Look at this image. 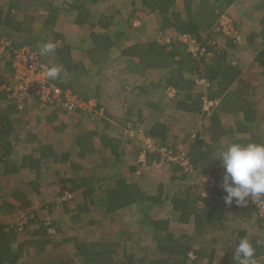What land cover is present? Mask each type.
Segmentation results:
<instances>
[{"label":"trees","instance_id":"obj_1","mask_svg":"<svg viewBox=\"0 0 264 264\" xmlns=\"http://www.w3.org/2000/svg\"><path fill=\"white\" fill-rule=\"evenodd\" d=\"M98 1L90 0L92 4ZM234 1L137 0L136 2L131 1L132 9L125 16L120 10L110 9L111 12L109 13L99 12L95 19H91V9L81 0H74L67 8L68 12L75 16V24L80 28L87 24L91 28L87 34H83L80 38L84 53L89 54L100 51L107 54L114 50L121 57L133 60L140 73H143L147 68L164 69L166 73L160 78L162 82H158V84L160 83L164 88L173 86L177 89L176 96L173 99L174 107L177 109L191 113L204 112L202 109V94L196 93L193 89V75L205 79L208 83V89L210 88L212 91L208 95L209 99L213 100L215 97L224 95V97H221V106L217 107V110L215 109L210 116V124L196 131L193 135L192 143L185 155L190 167L193 169L199 168L203 175L216 180L219 178L220 170L223 171L220 162L215 160L219 150L226 149L227 146L233 143L241 145L249 143L264 144V128L259 127L260 112L256 103L248 99L252 84L240 75L241 68L233 65L227 59V48L234 46L235 41L226 37L228 39L226 46L220 47L216 39L215 26L217 18L222 10L229 8ZM30 6H33L32 10H30ZM59 7L53 3V0H0V26L3 27V30L9 28L27 32V41L25 42L33 49H40L45 42L54 43L55 66L60 67L61 74L63 71L71 73L78 80L88 69L84 67L81 61L74 60L70 40L66 39L63 31L57 27V21L60 18H58L60 15ZM37 9L46 10L43 23L45 30L48 31V37H44V39L41 38L40 33L32 31L29 26L33 19L31 13ZM19 13L23 16L21 20L16 17ZM145 19L152 20L150 25L159 31L171 30L177 35L190 34L199 49H203V54L198 57L195 56L187 45L178 40L177 37L168 42L157 40L129 42V36L135 29L134 22L136 20L144 22ZM25 25H28V27H25ZM258 29L257 33L252 32L250 34L248 40L252 43L253 40H257L255 36H258L263 42L260 47L259 43L256 42L255 44L254 42L252 50L254 51L255 62L262 68L259 74L264 76V17L259 21ZM0 35H2V32H0ZM25 42L14 41L17 46L27 45ZM186 73H189V75H186ZM61 74L54 81L63 87L73 88L71 82L74 80L66 83L60 78ZM77 80L74 81L76 84ZM1 84L2 82H0ZM98 91L92 95L81 94L85 97H93L96 100L100 94ZM96 103L97 108H102V114L105 115L106 110L103 103L100 100ZM9 110L24 111L19 110L15 103L7 100L4 94H0L1 113ZM223 111L241 115L235 116L233 126L231 124L223 125L219 120V113ZM102 114L93 119L88 118L91 121H98L103 118ZM0 124V139H2V137L7 136L9 131L7 128L10 127L12 122L8 120L6 114H3ZM60 129L64 133L75 137V143L78 146L77 154L79 158L86 160L87 154L94 149L91 142L93 131L88 132L87 130L84 134H77L75 126L70 128L67 123H61ZM144 135L175 151V139L168 132L166 121H152L145 129ZM101 143L107 149L110 147V152L117 157L118 145L111 143V141H105L104 138ZM38 152L40 154L38 157L22 155L21 164L18 167L12 166V168L18 170L24 167L35 170L37 173L41 159L56 158L57 153L49 145L41 146L38 148ZM62 155L66 159L69 154ZM133 170L134 168L131 169V171ZM101 181L102 179L95 177L55 178L53 185L57 184L59 186L58 191H60L55 197L64 196L65 193L71 192L73 188H66L62 183L72 182V184L76 183V186H83V201L77 206L78 214L90 211L91 206L94 204L101 206L102 217L112 215L120 209L131 206H149L144 211L143 219H145L152 232L151 238L156 242L158 252L163 256L149 258L145 256L140 259L144 262L147 260L143 264H188L190 262L194 264H213L217 246L223 248L226 264H237L234 250L240 239L244 237L249 239L256 250L257 264H264V245L260 243L258 233L252 232L255 228L264 229V217L259 214L255 204L248 198H246L249 200L247 205H237L235 200L231 205H227L224 198L219 197L218 191L215 189L208 190L202 179L188 185L179 184L181 189H175L172 193L160 182L156 185L154 194L142 189L137 183L129 182L124 177H118L102 186V188L100 187ZM98 188L101 189L98 190ZM203 193H206V195ZM166 202L170 204L171 211L177 215L179 222L192 224L193 234H175L168 229L169 218H155L153 215L154 206L159 207ZM241 208V217L245 218L248 223L250 222L248 225L234 220ZM34 218L35 216L32 220ZM40 223L41 230L39 228L31 232L29 237L32 240L29 241L33 242V238L41 236L40 239L35 241H39L40 244L44 242L45 244L51 243L52 238L50 237L52 234L50 229L53 228L54 223L52 224L49 221L46 223L44 220ZM89 224L98 227L95 220H90ZM14 227V225H0V264L5 262L14 263L21 254L23 245L13 248L11 244V235L15 236V232L13 233ZM213 232L218 233L210 236L214 234ZM119 233L125 235L123 232ZM110 234H104L103 237L93 241H79L72 238L74 240V251L70 255L67 253L68 251H62L64 254L63 262L67 264L74 256H79L85 264H133L135 253L129 251L128 244H124L123 241L129 240V237L126 236L122 239V237ZM69 239L72 240L67 237L61 243H65ZM45 244L40 246L44 247ZM210 245L212 248L207 251ZM191 254H193V257L190 256ZM51 258L53 259L54 256Z\"/></svg>","mask_w":264,"mask_h":264},{"label":"rangeland","instance_id":"obj_2","mask_svg":"<svg viewBox=\"0 0 264 264\" xmlns=\"http://www.w3.org/2000/svg\"><path fill=\"white\" fill-rule=\"evenodd\" d=\"M62 1L64 0H57L59 5L63 6V4L60 3ZM88 1L89 2L86 6H90V9L92 8L91 17L92 19H95L99 12L103 11L105 13H109L112 9L120 10L123 16H125V14L129 13V10L132 9L131 1L136 2L137 0H99L95 4H90V0ZM243 1V7H245V16L247 14L250 15L251 13L252 15H254L255 12L252 11L249 7H252V4L255 2V0ZM222 15H226L228 17L229 21L231 22V27L233 28V30H236L235 33H233L234 35H231L229 37L230 39H234L235 45L227 48V59L229 62L233 63V65L241 67V70L245 75L244 77H246L247 79L249 78L254 82L256 88L252 91L251 101L256 103L257 109L260 112L259 125L260 127L264 128V76H260L259 71H261L262 68H260L255 62V59H253L254 53L249 47L250 44H248L245 40L246 31L252 29L256 25L257 21L253 17L246 18L244 16V18L243 14H240L239 12L237 17L234 16L233 7L223 9L221 14L217 18L215 26V31L217 32L216 39L220 47H223V45L226 46L228 42V39L221 34L219 28V21ZM151 21L152 20L150 19H145L144 22L136 20L134 22L135 29L131 32L128 41L141 42L147 40H157L161 42H168L178 36L171 30L159 31L153 28V26L150 25V23H152ZM35 25L36 27H39L41 25V20L39 18L36 20ZM75 29L77 34L80 33V35H83L85 33L87 34L89 32L88 26H84L82 28L76 26ZM2 31L3 27L0 26V32ZM258 43L260 44L259 47L263 44L261 40ZM193 50H195L194 54L197 57L203 54V49H199L198 46L197 48H193ZM44 58L47 61L49 60L47 56H44ZM100 58L102 59L99 60V62L95 63V65L93 64L91 68L88 69L85 74H83L82 79L80 77L81 84H76L74 81H76L77 79H75V77H73L71 73H65L64 71L62 72V74L60 73V78L66 83L74 80L73 82H71V86L75 89H79V91L84 94L92 95L94 94V92L99 90V100L105 104V110H108L115 117L114 125L116 129L112 127L113 129H115L112 132H117L118 134H120V136H122L123 140L128 141V152L127 155H125L124 159L129 163L134 162L136 168L134 174L137 178L140 179L144 187L152 189L161 182L164 184L165 188L172 193L175 189H181V187L179 186V184L181 185V183H192L196 182L199 179H202L203 177H206L207 175H203L202 172H200L199 168L193 169L189 166L188 163H186L188 161L185 155L187 152L186 147L189 141L192 139L193 135L196 133V131L203 129V125H205L208 121L206 122V119L201 117V112L194 114L191 112L187 113L186 111L185 113L176 111L177 109L174 107L173 103L174 97L170 98L165 92L166 88L160 85V83L158 84V82H162L160 81V78L165 75L166 71L159 68H147L143 73H140L133 60L125 59L119 56L118 52L114 50L108 52L107 54L103 53L102 57ZM186 75H189V73H186ZM195 77L196 76L193 75L192 79H196ZM97 85H99V87H97ZM139 85H144L148 93L144 94V91L136 89V87H139ZM208 87L209 85L207 83H196L194 80V91L198 94H202L203 111H207L206 109H209L210 111L212 107L210 102L216 100L208 98V95L212 92L210 88L208 89ZM129 93H133V95H128ZM123 94H126L127 96L124 97ZM148 95H154L152 97V100L155 102H157V100L161 98V103L165 104V106L163 105L159 108L157 107L158 112H163L164 108L170 109L171 111V114L167 113V115H170L167 117L170 122L169 131H171V133L178 137V140L175 142V151H173L172 148L164 147L160 144L159 141L155 142L154 140L147 138L144 135V127L147 126V118L144 115L140 117V119L142 118L140 121H136L137 116H134L135 112H132L133 117H131V121H134V124L131 125V123H128L127 127H124V130H121V126H119L124 124L123 119L125 118L126 111L129 109V107H131V105H135V109H137L136 105H138L141 108L143 107L142 111H148V109L150 108L149 103L147 104L146 102L148 101L147 98H149L147 97ZM154 97L159 99L154 100ZM96 101L98 100L96 99ZM217 104H219V100L215 101L213 106ZM30 109L39 110L35 106H32ZM159 115L162 116L163 120L166 117L165 114L162 115V113ZM222 120L225 121L226 118H223ZM179 167L182 168L180 169ZM127 175H129L128 177L132 179V177H130V174ZM173 178H175V180ZM109 181L110 179L101 181L100 187L102 188V186L108 184ZM215 190L218 192L220 191L217 188H215ZM219 197H222L220 192ZM46 198L56 203L57 205H60V209L62 208V205H64L60 202L70 200V198H67L66 196L59 197L60 199L57 200L48 195L46 196ZM34 201L35 202L32 203V207L26 210H21L15 215H7V217L6 214H3L0 216V224L11 223V225L15 226V229L13 231V233L15 232L14 237L19 241L21 239H26L27 237H29L30 232H32L34 228L39 229L41 227V224L39 222L40 220H44V222L46 223H48V221L52 223L51 218L53 219V221L55 220L51 213L46 208H44V203L46 202L42 201V203H38L39 197L35 198ZM148 207L149 206L144 207V205L132 206L126 211H122L119 214L113 216V218H103L101 211L95 209L90 214H83V216H81L79 219H75L74 217L69 218V223L63 226L54 224L53 228L50 229V233L52 234L50 238H52V241H54L53 239H57L58 235H75L79 239H96L99 237H103L104 234L111 233L110 235L122 237V239H124L125 235H120L119 232L126 230L129 231L132 237V240L130 241L123 240L124 244H128L127 247L129 251H134V248L137 249L139 247V250H137L136 252L134 251L135 257L133 264H143L147 260L144 262L140 259L144 258L145 256L146 258L163 256L160 254V252H158L159 250L157 248L156 242L151 238L152 232H150L145 219H143L144 211H146ZM154 207L155 208L153 215L155 217H169L170 221L176 220V215L172 213L171 206L167 202L159 207ZM35 211H38L36 213L37 217L33 219L34 222H31L30 220H32L33 216H35ZM241 212L242 208L239 209V211L237 212V216L234 217V220L239 223H246L247 225L250 224V222L248 223L245 218L241 217ZM65 217L66 218L64 221L68 219L69 215H66ZM89 217L97 221V223H99V226L95 227L93 225L92 228L88 230L86 226ZM253 226H255V224H253ZM171 229L178 235L182 233H189L188 231H192L190 224L179 225L175 224L174 222L171 225ZM255 229L251 230L253 233H258L259 241L262 245H264V229ZM39 230H41V228ZM217 233L218 232H215L210 236L216 235ZM47 237L49 236L47 235ZM134 238H136L135 241H133ZM51 246L52 245H49L48 247ZM211 248L212 247L210 245L207 248V251H209ZM220 250L222 251V248H220ZM216 257L218 258L219 256L217 255ZM222 257L224 260L226 259L225 254H222L220 258L222 259ZM224 260H216L215 262L213 260V264H226V260L225 262ZM188 264L194 263L190 262Z\"/></svg>","mask_w":264,"mask_h":264},{"label":"crops","instance_id":"obj_3","mask_svg":"<svg viewBox=\"0 0 264 264\" xmlns=\"http://www.w3.org/2000/svg\"><path fill=\"white\" fill-rule=\"evenodd\" d=\"M73 1L74 0H64L60 2L63 4L64 6L63 7L62 5H59L57 0H53V3H55V5L60 6L59 7L60 15L58 16V18L59 17L60 18L57 21V27H59L63 31L65 38L70 40V44L72 45L71 53H72L74 60L81 61L86 69H90L93 64L95 65V63L99 62V60L102 59L100 57H102L103 53L100 51L92 52L89 54L84 53L82 46H81V42H80V38L82 35H80V33L77 34V32L75 31L76 30L75 27L76 26L78 27V25L74 23L75 16L74 14L72 15L71 13H69L67 10V8H69V5H71ZM81 1L84 2L86 5L89 2L87 0H81ZM243 3H244L243 0H235L230 5V8L233 7L234 16L237 17L238 12L240 14L242 13L243 17L245 16V11H244L245 7H243L244 5ZM90 4L92 3L90 2ZM249 8L255 13L254 15H252V13L250 15L247 14L245 17L246 18L253 17L257 21V23L252 29H249V30L247 29L248 31H246L245 40L248 44H250L249 47L251 48V51L254 53V51L252 50L254 46V42L256 44V42L260 39L258 36H255V39L257 40H253V42L251 43L249 42L248 38L252 32L257 33L259 31L258 29L259 21L264 17V0H255V2L252 4V7H249ZM32 9H33V6L32 7L30 6V10ZM91 11H92V8L90 12ZM45 13H46V10H43V9L33 10L31 13L33 15V19L29 25L32 31H35L38 34L39 33L41 34L42 39H44V37H48L47 35L48 31L47 29L45 30L44 23H43L44 18H45L44 16ZM16 17L19 20L23 18L21 13H19ZM38 18L41 20V25L39 27H36L35 22ZM84 26H88V25L85 24ZM25 27H28V25H25ZM88 29L89 31L91 30L89 26H88ZM2 35L10 37L15 42L16 41L17 42L27 41V32L25 31L22 32V31L11 30L9 28H4V30L2 31ZM25 43L27 44V42ZM27 46L29 45L27 44ZM46 56L49 59L48 61L50 63V66L51 67L55 66V62H56L55 52L53 54H49ZM253 59H254V55H253ZM11 71L12 69H11L10 62L7 60L5 61L0 60V80H1L0 82H2V84L7 83L10 80ZM240 75L244 79L246 78L244 77L245 75L242 72V70L240 72ZM82 78H83V75L81 76V79ZM246 80H248L252 84L251 91L248 96V99L251 100L252 91L256 87L252 80H250L249 78L248 79L246 78ZM77 81H79L77 82V84H81L80 78ZM97 87H99V85H97ZM72 89H74V91H76L79 94L82 93L79 91V89H75V88H72ZM136 89H139L140 91H144L143 92L144 94L148 93L144 85L142 86L139 85V87L137 86ZM131 94L133 95V93H129L128 95H131ZM126 96L127 95L125 94L124 97ZM153 96L148 95L147 97L149 98L146 97L148 100L146 102L149 103V106H150L148 111H144V110L142 111L143 107L141 108L138 105H136L137 109H135V105H131V107H129V109L126 111L125 118L123 117L124 126L123 125H119V126H121V130H124V127L126 128L128 123H131V125H133L134 122H131L132 120L131 117H133L132 112H135L134 116H137L136 121H140L142 119V118L140 119L142 115H144L147 118L146 119L147 126L144 127V131H145V129H147V127L151 124L152 121L163 120L162 116L159 115L162 113V115L165 114L166 116L163 121H166L168 123V132L174 136V139L176 142L178 140V137L175 136L173 133H171V131H169L170 122L167 116H170V115L169 114L167 115V113L171 114V111L170 109L164 108L163 112H158L157 107L159 108L163 105L165 106V104L161 103L162 102L160 100L161 98L159 99V98L154 97L155 98L154 100H157V99L159 100H157V102L153 101L152 100ZM221 97H224V95L220 97H215L216 100L213 99L215 101L219 100V104L215 106L212 105L210 111L209 109H206L207 111H204L201 113V117L205 118L206 122L208 121L205 124L206 126L210 124V116L212 112L215 109L217 110V107L221 106V103H220L222 100ZM97 99L99 100V98ZM154 108L156 109L154 110ZM176 111H181L185 113V111L179 110V109H177ZM187 113H190V112H187ZM3 114H6L8 120H10L12 124L10 125V127L7 128V130H9L7 132L8 133L7 136H4V138L2 137V139H0V216L3 214H6V216L15 215L17 212H20L21 210H26L32 207L33 206L32 203L35 202L34 199L37 197H39L38 203H42V201L46 202L44 203V208H46L51 213L53 218L55 219L53 221V219L51 218L52 224L55 222L54 223L55 225L63 226L69 223L68 221L69 218L74 217L75 219H79L81 216H83V214H90L95 209H98L99 211L102 212L101 206L94 204L93 206H91L90 211L78 214L79 210L77 209V206L81 201H83V198H82L83 197L82 195L83 186H76V183L72 184V182L62 183L66 186V188H71V187L73 188V190L69 192V193H72L73 197L70 198V200L68 201L60 202L61 204L62 203L64 204L62 205V208L60 209V205H57L56 203L46 198L47 195L55 198V200L60 199L59 197H62V196L55 197L58 193H60V191H58L59 186L57 184L53 185V180L55 178L76 179V178H82V177H95V178L102 179V181H104L105 179H110L109 182H112L114 179L118 177H124L129 182L137 183L142 189L148 190L150 191V193L154 194V191L156 190V188L148 189L144 187L140 179L135 176L134 171L136 168H135L134 162L129 163L128 161L124 159L125 155H127V152H128L127 151L128 141L123 140L122 136H120V134H118L117 132H112L116 129L114 125L115 117L108 110H106L105 115L104 113L102 114L103 118L99 119L98 121L89 120V118L81 112L69 115V114H65L57 110L55 111L54 110H37V109L28 108L21 112H15V111L9 110V111H5V113L3 112L1 113L0 111V122L2 120ZM237 115H241V114H235L232 112L225 113L223 111L219 113V120L221 123H223V125H229V124L232 125L233 123H235L234 120H235V116ZM128 118H130V120L127 121ZM223 118H226V120L223 121L222 120ZM61 123L69 124L70 128H73L75 126V129H76L75 131L77 134L78 133L84 134L87 130L88 132L93 131L94 134L91 136V142L95 150L93 149L91 153L87 154L86 160L79 158L77 154L78 146L75 143V137L71 134L68 135L64 133L60 129ZM1 124H0V130H1ZM205 125H203L204 127L203 126L202 127L205 128L206 127ZM112 127H114L115 129H113ZM103 138L105 141H111V143L118 145L119 149H118L117 157L115 156V154L110 152V147L107 149V147H105L104 144L101 143ZM191 143H192V139L189 141L186 147V150L188 149ZM43 145L52 146L54 151H57L55 155L56 158L51 157V158L41 159V161L39 162V170L37 173L35 172V170L24 168V167L19 168L18 170L15 168H12V166L18 167L21 164L22 155H33L35 157H38L40 155L38 152V148H40ZM174 146L176 147V143L174 144ZM62 154H69L68 158L66 159L63 158L64 156ZM132 168H134L133 171H131ZM127 174H130V177H132V179L129 178L128 177L129 175ZM223 175H224V169L222 172L220 170V174L218 176L219 178L217 179H222ZM188 184L190 183L187 182L185 185H188ZM98 190L100 189L98 188ZM21 207H24V208H21ZM129 208L130 207L120 209L112 215L103 216V218H113V216L119 214L122 211L124 212ZM37 212L38 211L34 212L35 218L37 217V214H36ZM66 215H69V217L66 221H64L66 218L65 217ZM90 220H93V219L89 217L87 221L88 223H87L86 228L88 230H90L93 226L89 224ZM30 221L34 222V220H30ZM39 222H41V220ZM173 222L179 225L184 224L178 221L177 215H176V220L169 221L168 229L170 231H172L171 225L173 224ZM0 225H3V224H0ZM4 225L9 226L11 225V223H4ZM190 225H191L192 231H188L189 233H182V234H193L194 233L193 226L192 224ZM97 226H99V223ZM35 230L36 229L34 228L32 232ZM122 232L125 233V237L126 236L129 237L128 241L132 240V237L129 231L123 230ZM172 232L175 233L174 231ZM11 236H12L11 244L13 248L14 247L17 248L20 245H23V248H22L21 254H19V259L16 262L14 263L5 262L4 264H65V262H63L62 260V258H64V254L62 253V251L63 252L68 251L67 253H69V255L70 253L74 251V248H73L74 240L72 238H75L79 241H93V240L100 238L99 237L96 239L94 238L93 239H83V238L79 239L75 235H72V236L71 235H61V236L58 235L57 239H53L54 241H51V243L45 244L44 242L40 244L39 241H35V240L40 239L41 236H39L38 238H33V242L29 241V240H32L30 237H27L26 239H21L19 241L18 239H15L13 234ZM67 237L71 238L72 240L69 239V241L65 243H61L62 240ZM135 240L136 238H134L133 241ZM42 244H45V246L41 247L40 245ZM49 245H52V246L48 247ZM137 250H139V247L137 249L134 248L135 252ZM223 252H224L223 248L221 251L220 247L217 246V250L215 251V254H214V262L216 260H221V261L224 260L223 257L222 259L220 258L221 255L224 254ZM60 253L63 255H61ZM217 255L219 256L218 258L216 257ZM52 256H54L53 259L51 258ZM190 256H193V254H191ZM67 264H85V262L81 257L74 256L70 262L69 261L67 262Z\"/></svg>","mask_w":264,"mask_h":264},{"label":"built area","instance_id":"obj_4","mask_svg":"<svg viewBox=\"0 0 264 264\" xmlns=\"http://www.w3.org/2000/svg\"><path fill=\"white\" fill-rule=\"evenodd\" d=\"M219 22L220 32L223 36L234 35L236 30L231 27V22L226 15H222ZM177 39L185 43L194 54L193 48H197V44L190 34H179ZM0 60L9 61L12 69L10 80L0 85V94H4L7 100L15 103L19 110L35 106L39 110H57L69 115L81 112L92 119L102 114L103 109L97 108L96 100L93 97H85L71 87H63L46 77V70L51 66L44 56L40 55L39 49H33L27 45L17 46L10 37L0 35ZM195 78L196 83H207L203 78ZM165 92L170 98H173L176 96L177 89L167 86ZM214 103L215 101L210 102L211 105ZM202 181L209 191L217 188L220 190L222 198L226 196L221 186V179L216 180L206 176L202 178ZM203 194L206 195V193ZM64 196L72 198L73 195L67 192ZM248 199L255 204L259 214L264 217V199L256 202Z\"/></svg>","mask_w":264,"mask_h":264},{"label":"clouds","instance_id":"obj_5","mask_svg":"<svg viewBox=\"0 0 264 264\" xmlns=\"http://www.w3.org/2000/svg\"><path fill=\"white\" fill-rule=\"evenodd\" d=\"M54 43H46L39 49L41 56L53 54ZM59 66L46 70V77L56 80L60 74ZM224 169L222 188L226 193L225 203L247 205L250 198L253 202L264 198V144L233 143L226 149L218 151L217 158ZM255 248L248 238H241L234 250L237 264H257Z\"/></svg>","mask_w":264,"mask_h":264}]
</instances>
